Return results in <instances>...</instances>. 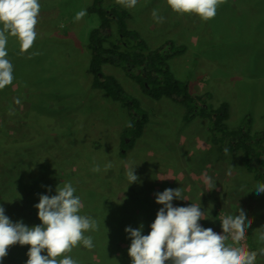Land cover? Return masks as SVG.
Returning <instances> with one entry per match:
<instances>
[{
  "label": "rangeland",
  "instance_id": "obj_1",
  "mask_svg": "<svg viewBox=\"0 0 264 264\" xmlns=\"http://www.w3.org/2000/svg\"><path fill=\"white\" fill-rule=\"evenodd\" d=\"M38 2L33 47L21 55L18 41L8 38L7 59L13 65L14 79L0 94L3 106L10 103L7 109L0 108V125L15 141L32 139L25 148L28 155L24 161H39L40 155L43 158L46 153L53 163L47 172L55 168L63 175L75 173L78 190L103 195L111 191L113 195L109 196L119 204L139 199L159 210L163 206L155 202L156 194L181 188L183 200L174 198L173 206L200 204L205 215L198 223L218 234H223V217L235 216L242 209L252 224L240 244L258 252L255 264H264V254H259L264 248V241L259 239L264 233V193H256L257 182L252 174L217 151L209 142L204 120L184 121L182 105L166 98L152 101L123 70L105 65L102 72L115 76L127 93L140 102L148 118L141 137L120 157L118 133L130 117L119 102L88 87L91 77L86 73L87 36L98 25V18L87 13L80 21H74L75 14L85 10L91 0ZM121 7L129 13L128 26L149 48L167 40L185 47L183 53L167 60L169 70L175 79L187 84L191 95L206 99L207 93V103L213 108L225 102L228 128L246 124L252 131H264L263 13H249L241 3L226 0L218 6L213 19L203 22L195 15L173 12L166 0H138L132 9ZM153 9L164 17L163 23L154 21ZM16 98L20 104L14 103ZM38 125L45 127L46 133H38ZM129 162L135 166L138 178L132 184L126 177ZM15 163L24 176L39 175L38 171L25 168L24 162L22 166L21 161ZM108 163L112 167L105 171ZM95 165L101 171L93 172ZM205 173L215 185L212 190L203 182ZM47 174L45 179L51 175ZM56 188L46 187L45 195H56ZM23 206L20 203L18 213L26 212ZM81 213L96 216L99 227L92 232L99 241L110 231L136 226L134 218L118 223L102 219V212L94 205H83Z\"/></svg>",
  "mask_w": 264,
  "mask_h": 264
},
{
  "label": "trees",
  "instance_id": "obj_2",
  "mask_svg": "<svg viewBox=\"0 0 264 264\" xmlns=\"http://www.w3.org/2000/svg\"><path fill=\"white\" fill-rule=\"evenodd\" d=\"M115 1L91 0L85 8L88 14H94L98 18V25L91 29L87 36L86 48L89 56L86 73L91 77L89 89L101 91L110 101L119 102L130 117L128 124L118 133V155L123 157L134 146L136 140L141 137L148 118L140 102L127 93L117 78L102 72V67L105 65L123 70L144 96L152 101L166 98L182 105L184 121H192L194 118L204 120L205 130L210 137L209 142L215 146L217 151L233 158L238 166L252 174L257 184L264 183V131H252L251 127L245 123L237 129L228 128L229 112L225 102L213 108L207 103V93L204 95L206 99L191 95L187 84L175 79L169 70L167 60L173 55L183 53L185 47L176 46L171 40H167L160 46L149 48L138 33L128 26V11ZM227 1L228 3L233 1L236 4L241 3L249 13L258 15L263 13L264 15V0ZM8 107H10L9 102L4 106L0 102L1 111L2 108L7 109ZM129 124L132 126L129 127ZM38 126V133H46L45 127ZM49 137L48 135L44 139ZM31 141V138L22 141L13 140L0 125V207L5 209V215L10 222L22 221L29 228L41 225L42 222L38 219V209L35 205L39 203L40 196L45 195L44 189L48 186H62L70 182L77 190L75 195L81 198L82 204L97 206L102 212V219L118 223L125 218L129 221L134 218L136 221L134 229L143 225L142 235L150 233V226L159 211L157 208L152 209L139 199H134L133 203H116L109 196L113 195L111 191L109 195H103L96 191L78 190L76 184L79 180L77 181L75 173H72V176L70 173L63 175L62 171H57L55 168L52 170L50 168L47 172L46 168L52 167L53 163L46 153L43 158L42 154L40 155L39 161L28 159L29 161L25 162L28 155L25 148L31 145ZM225 149H228L227 153ZM5 158H8L7 162ZM15 161H21V166L24 162L25 168L29 171H38L39 175L32 178L24 176L20 173L19 165H16ZM59 169L62 170L61 167ZM63 170L65 172V169ZM46 174L51 175L45 179ZM22 199L24 202L21 201ZM20 203L24 204L26 212L18 213ZM92 219L97 221L96 216ZM85 235L93 238L94 247L89 250L80 245L68 253L77 261V264H132L128 255L131 239L125 229L110 231L100 241L92 231ZM29 249L28 245L10 246L6 257L0 262L26 264ZM42 255H47L46 251ZM165 264H171V262L166 261Z\"/></svg>",
  "mask_w": 264,
  "mask_h": 264
},
{
  "label": "clouds",
  "instance_id": "obj_3",
  "mask_svg": "<svg viewBox=\"0 0 264 264\" xmlns=\"http://www.w3.org/2000/svg\"><path fill=\"white\" fill-rule=\"evenodd\" d=\"M138 0H116V3L132 9ZM171 10L179 15H195L203 22L216 16L219 5L226 0H166ZM40 4L38 0H0V90L13 82V65L7 59L8 38L13 37L19 43L20 54L28 52L34 45L37 33ZM87 15L81 9L75 14L78 22ZM152 17L157 23H163L164 17L153 9ZM38 53H32L36 55ZM31 58V57H29ZM20 104V99L14 100ZM10 115L13 114L11 111ZM129 127L132 125L129 124ZM228 149H225L227 153ZM111 163L104 166L107 171ZM132 162L127 165L126 177L129 184L137 181ZM93 172L101 171L99 165ZM229 170V174H230ZM204 184L212 190L215 185L207 174L202 176ZM51 190V189H49ZM255 191L264 193V183H258ZM76 189L69 183L58 185L56 195H41L38 209L39 226L29 228L24 223H12L0 207V260L6 257L10 246L28 245L26 264H77L68 253L80 245L91 250L93 238L85 233L98 230V223L87 215H81L83 204L75 195ZM183 200L181 188L166 189L156 194V203L162 205L151 224L148 235H142L143 225L133 229L125 228L131 245L128 255L132 264H255L258 252L249 251L240 244L245 240L246 232L252 224L246 213L238 210L235 216L226 215L220 221L223 234L215 233L211 228H202L198 223L205 213L200 204L187 207H174L173 199ZM247 221V223H246ZM231 239V242H228ZM264 241V233L259 236ZM46 251L47 255H42ZM264 254V248L259 250Z\"/></svg>",
  "mask_w": 264,
  "mask_h": 264
},
{
  "label": "crops",
  "instance_id": "obj_4",
  "mask_svg": "<svg viewBox=\"0 0 264 264\" xmlns=\"http://www.w3.org/2000/svg\"><path fill=\"white\" fill-rule=\"evenodd\" d=\"M252 14H254V13H252ZM256 14V13H255Z\"/></svg>",
  "mask_w": 264,
  "mask_h": 264
}]
</instances>
